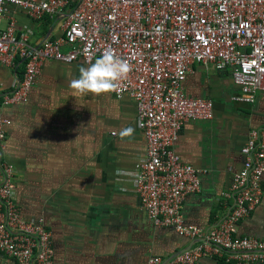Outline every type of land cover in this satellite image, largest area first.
Segmentation results:
<instances>
[{
	"label": "built area",
	"instance_id": "obj_1",
	"mask_svg": "<svg viewBox=\"0 0 264 264\" xmlns=\"http://www.w3.org/2000/svg\"><path fill=\"white\" fill-rule=\"evenodd\" d=\"M8 6L32 19L62 17V35L30 46L29 28L10 19L0 27V62L24 65L16 88L2 105L25 102L45 60L89 64L105 49L128 61L130 72L114 96L132 98L146 141L145 158L136 165L134 189L157 226H171L191 246L164 262L196 264L200 258L226 255L235 264H264V237L241 236L237 225L260 203L264 175V127L249 131L241 147L242 168L222 196L231 200L227 215L207 230L186 225L181 205L201 190L200 170L183 162L174 143L183 125L210 120L212 101L186 95L183 81L194 63L228 70L239 88L231 99L254 102L264 92V0H0V18ZM0 116V254L15 264H54L52 239L44 220H26L15 200V167L3 158L5 127Z\"/></svg>",
	"mask_w": 264,
	"mask_h": 264
},
{
	"label": "crops",
	"instance_id": "obj_2",
	"mask_svg": "<svg viewBox=\"0 0 264 264\" xmlns=\"http://www.w3.org/2000/svg\"><path fill=\"white\" fill-rule=\"evenodd\" d=\"M18 29L29 28L30 46L62 35V17L39 20L14 6L0 18ZM95 61L91 62L94 63ZM90 64V63H89ZM89 64L45 60L25 102L2 105V97L22 79L24 65L0 62V116L5 127L3 158L15 167V200L26 220L42 218L50 231L54 264H147L150 257L166 260L191 246L171 226H157L134 189L136 165L146 154V141L129 96L112 92L78 94L69 86L79 68ZM186 95L212 101L210 120L186 122L174 143L180 159L206 170L201 190L187 194L181 205L186 225L207 230L230 210L222 196L242 168L241 147L249 131L264 127V92L254 102L231 99L239 88L228 70L194 63L183 81ZM135 133L121 139L119 131ZM260 203L237 225L241 236L264 237V175ZM225 264H235L226 261ZM0 264H15L0 254ZM196 264H219L200 258Z\"/></svg>",
	"mask_w": 264,
	"mask_h": 264
},
{
	"label": "clouds",
	"instance_id": "obj_3",
	"mask_svg": "<svg viewBox=\"0 0 264 264\" xmlns=\"http://www.w3.org/2000/svg\"><path fill=\"white\" fill-rule=\"evenodd\" d=\"M130 72L127 60L118 57L113 50L105 49L100 58L87 67L79 68V77L70 81L69 86L78 94L92 93L100 95L116 91L119 82L126 79ZM135 133L132 126H124L119 131V137L124 139Z\"/></svg>",
	"mask_w": 264,
	"mask_h": 264
},
{
	"label": "water",
	"instance_id": "obj_4",
	"mask_svg": "<svg viewBox=\"0 0 264 264\" xmlns=\"http://www.w3.org/2000/svg\"><path fill=\"white\" fill-rule=\"evenodd\" d=\"M195 241H198V240H194V241H192L191 244H192L193 242H195ZM191 244H190V245H191ZM189 247H190V246L184 248L183 250H185V249H187V248H189ZM183 250H181V251H183ZM181 251L176 252L173 256H175L176 254L180 253ZM173 256H171V257H173ZM171 257H170V258H171ZM170 258H168V259H170ZM168 259L164 260V262L167 261Z\"/></svg>",
	"mask_w": 264,
	"mask_h": 264
},
{
	"label": "trees",
	"instance_id": "obj_5",
	"mask_svg": "<svg viewBox=\"0 0 264 264\" xmlns=\"http://www.w3.org/2000/svg\"><path fill=\"white\" fill-rule=\"evenodd\" d=\"M214 258H216V259H218V262H219V264H225L224 263V257L222 256V257H214Z\"/></svg>",
	"mask_w": 264,
	"mask_h": 264
}]
</instances>
